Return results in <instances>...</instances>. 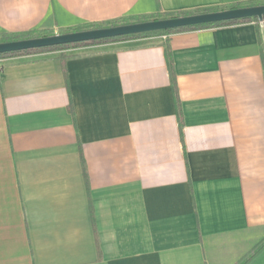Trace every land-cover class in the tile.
<instances>
[{
    "label": "crops",
    "instance_id": "1",
    "mask_svg": "<svg viewBox=\"0 0 264 264\" xmlns=\"http://www.w3.org/2000/svg\"><path fill=\"white\" fill-rule=\"evenodd\" d=\"M264 0H0V34ZM0 60V264H264L255 22Z\"/></svg>",
    "mask_w": 264,
    "mask_h": 264
},
{
    "label": "trees",
    "instance_id": "2",
    "mask_svg": "<svg viewBox=\"0 0 264 264\" xmlns=\"http://www.w3.org/2000/svg\"><path fill=\"white\" fill-rule=\"evenodd\" d=\"M261 5H264V1H260V2L249 1V2H244V3H237V4H233L229 6L209 7V8H204V9L195 10V11L177 12V13H171V14L157 13V14L141 16V17H125V18H121V19L113 20L109 22L89 23V24L72 27V28L60 29L57 33H55V31L53 30H45V29L44 30H31V31L19 32V33L3 32L0 34V43L51 37L57 34L63 35V34L81 32V31L111 28V27H117V26L129 25V24H135V23H144V22H150V21L186 17V16H192V15H198V14H204V13L221 12V11H226V10H231V9L248 8V7L261 6ZM251 22H255L257 25H259V21L257 18L237 19V20L219 22L215 24L185 27V28H179V29H174V30L150 32V33H144V34L122 36V37H117V38L102 39V40H97V41L81 42V43H75V44H67V45L53 46V47L40 48V49H34V50H25V51H20V52H15V53L1 54L0 60H5V59H10V58H15V57H25V56L57 53L58 58L61 59L63 62H65L67 59L78 55V53H70V52L77 51V50L91 47V46L115 43L119 41L144 39V38H149L153 36H164V35H170L174 33L194 31V30H200V29L220 28V27H225V26L240 25V24L251 23ZM262 32L264 36L263 28H262Z\"/></svg>",
    "mask_w": 264,
    "mask_h": 264
},
{
    "label": "water",
    "instance_id": "3",
    "mask_svg": "<svg viewBox=\"0 0 264 264\" xmlns=\"http://www.w3.org/2000/svg\"><path fill=\"white\" fill-rule=\"evenodd\" d=\"M246 18H257L259 21H263L264 5L144 23H135L111 28L81 31L63 35L57 34L51 37L0 43V55L25 50H34L53 46L117 38L122 36L215 24L224 21Z\"/></svg>",
    "mask_w": 264,
    "mask_h": 264
},
{
    "label": "rangeland",
    "instance_id": "4",
    "mask_svg": "<svg viewBox=\"0 0 264 264\" xmlns=\"http://www.w3.org/2000/svg\"><path fill=\"white\" fill-rule=\"evenodd\" d=\"M264 20V19H263ZM259 21V20H258ZM260 22L261 21H259V25H260ZM79 52H81V51H72V52H70V53H79ZM69 53V52H68ZM5 60H7V59H5Z\"/></svg>",
    "mask_w": 264,
    "mask_h": 264
},
{
    "label": "built area",
    "instance_id": "5",
    "mask_svg": "<svg viewBox=\"0 0 264 264\" xmlns=\"http://www.w3.org/2000/svg\"><path fill=\"white\" fill-rule=\"evenodd\" d=\"M260 26L264 29V20L260 22Z\"/></svg>",
    "mask_w": 264,
    "mask_h": 264
}]
</instances>
